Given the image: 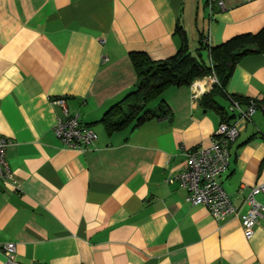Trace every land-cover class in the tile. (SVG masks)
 <instances>
[{
  "label": "crops",
  "instance_id": "0c3cea01",
  "mask_svg": "<svg viewBox=\"0 0 264 264\" xmlns=\"http://www.w3.org/2000/svg\"><path fill=\"white\" fill-rule=\"evenodd\" d=\"M223 2L210 8L208 0H0V136L10 139L5 156L18 181L17 190L0 188V244H15L16 261L264 264V219L247 239L238 218L214 219L206 206L186 201L178 182H167L220 123L200 105L211 76L164 89L150 106L162 100L164 117L111 134L98 122L135 87L129 53L170 57L181 43L178 24L189 52L206 64L200 34L216 46L264 27V0ZM225 92L262 98L264 51L237 62ZM58 97L96 133L94 146L68 148L54 136L61 109L51 101ZM218 102L228 109L229 99ZM229 153L221 183L238 206L264 182L261 109L239 124ZM256 199L264 202L263 195Z\"/></svg>",
  "mask_w": 264,
  "mask_h": 264
},
{
  "label": "built area",
  "instance_id": "2783aa9c",
  "mask_svg": "<svg viewBox=\"0 0 264 264\" xmlns=\"http://www.w3.org/2000/svg\"><path fill=\"white\" fill-rule=\"evenodd\" d=\"M208 2L210 8L213 2L220 7L224 6L223 0H208ZM203 41L210 45L208 35ZM210 76L212 83H217L216 77ZM51 102L61 109L60 114L56 116L52 131L62 145L78 150L94 146L96 133L92 128L80 124L78 114L69 112L65 100L58 97ZM258 109L264 113V95L259 100L250 99L245 105L229 97L228 111L235 115L234 119L229 123L220 122L207 146L201 145L188 150L185 168L167 179L169 183L178 182L187 192L186 201L192 205L206 206L214 219L223 220L231 216L238 218L247 239L252 236L258 221L264 219V202L256 199L257 195L264 196V182L253 185L242 204L237 206L222 187L221 176L229 165V145L238 136L239 124L251 121ZM9 144L10 139L0 136V188L3 184H8L17 190L18 181L13 176L5 156ZM0 251L4 254V260L0 264H22L15 260L13 242L0 244Z\"/></svg>",
  "mask_w": 264,
  "mask_h": 264
},
{
  "label": "trees",
  "instance_id": "16d2710c",
  "mask_svg": "<svg viewBox=\"0 0 264 264\" xmlns=\"http://www.w3.org/2000/svg\"><path fill=\"white\" fill-rule=\"evenodd\" d=\"M176 32L181 36V43L170 57L154 60L142 51L129 53L137 82L134 89L107 109L98 120L107 134L127 127L134 129L150 119L166 116L168 110L162 100L155 108H149L148 104L169 86H188L195 79L205 76L214 75L217 83L213 84L209 93L201 96L200 105L205 111L216 114L220 122L229 123L235 115L221 105L218 98L231 97L240 104L248 102L247 99L226 94L225 88L235 65L242 57L264 51V27L256 33L233 36L216 46L205 44L203 34H200L198 52L207 49L208 64L201 60L200 54L194 56L189 52L185 34L179 24Z\"/></svg>",
  "mask_w": 264,
  "mask_h": 264
},
{
  "label": "rangeland",
  "instance_id": "374dc122",
  "mask_svg": "<svg viewBox=\"0 0 264 264\" xmlns=\"http://www.w3.org/2000/svg\"><path fill=\"white\" fill-rule=\"evenodd\" d=\"M202 11H204V10L201 8L200 12H202ZM153 102H156V100H155V101H153ZM153 102H151V103L149 104V106H148L149 108H152V107H150V106H152V105H153V104H152ZM221 102H223V104H225V101H221Z\"/></svg>",
  "mask_w": 264,
  "mask_h": 264
}]
</instances>
